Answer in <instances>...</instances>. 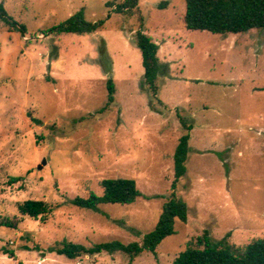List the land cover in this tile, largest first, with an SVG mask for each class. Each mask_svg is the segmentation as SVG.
Returning <instances> with one entry per match:
<instances>
[{
    "label": "rangeland",
    "instance_id": "rangeland-1",
    "mask_svg": "<svg viewBox=\"0 0 264 264\" xmlns=\"http://www.w3.org/2000/svg\"><path fill=\"white\" fill-rule=\"evenodd\" d=\"M124 1L0 0L26 28L0 22V221L16 226H0V264H172L205 232L234 248L264 239V29L192 31L186 0H139L116 12ZM80 11L96 32L47 33ZM138 31L159 48L155 100L141 88ZM110 79L115 101L106 107ZM179 115L193 125L175 189L188 219L176 221L156 255L50 252L64 241L142 242L173 192ZM120 178L141 193L133 204H103L99 213L71 204ZM26 200L45 202L47 212L20 215Z\"/></svg>",
    "mask_w": 264,
    "mask_h": 264
},
{
    "label": "trees",
    "instance_id": "trees-1",
    "mask_svg": "<svg viewBox=\"0 0 264 264\" xmlns=\"http://www.w3.org/2000/svg\"><path fill=\"white\" fill-rule=\"evenodd\" d=\"M138 1L125 0L116 7V12L132 11L137 7ZM160 7L164 8L166 4H161ZM0 22L23 35L26 33L25 26L10 18L1 5ZM184 24L188 30L206 31L217 35L242 34L254 29H264V0H186ZM99 27L98 24L88 22L84 13L80 11L71 16L65 23L49 29L47 33L49 35H84L96 32ZM135 43L141 52L144 68L141 88L148 91L151 98L155 100L159 91L157 82L162 70L158 58V45L142 31L136 33ZM107 91L106 107H109L115 101V85L111 79L107 81ZM178 117L183 134L174 153L173 192L169 200L164 203L156 226L144 235L142 242L124 244L120 241H112L86 247L64 241L59 247L51 248L50 252L71 260L81 256H95L101 253L109 255L122 253L129 256L130 259L138 257L143 252L156 255L157 249L163 240L176 233V221L186 223L188 219V206L176 196L175 189L187 172L186 162L190 151L189 143L193 125L185 117L180 115ZM21 180V177H13L11 183H17ZM101 187L103 189L101 196L91 193L87 198H75L71 201V204L80 209L99 213L100 205H130L141 196L135 181L131 179H104L101 182ZM47 209L45 202L37 200H26L18 205L20 215L35 220L41 218L47 212ZM0 226L16 227L9 220L0 221ZM4 254L13 257V253L7 250L4 251ZM172 264H264V239H257L243 247L234 248L226 243V239L214 242L208 232H205L197 242L189 243Z\"/></svg>",
    "mask_w": 264,
    "mask_h": 264
},
{
    "label": "water",
    "instance_id": "water-1",
    "mask_svg": "<svg viewBox=\"0 0 264 264\" xmlns=\"http://www.w3.org/2000/svg\"><path fill=\"white\" fill-rule=\"evenodd\" d=\"M46 162L45 161H43V164H45ZM41 168V166H39V169Z\"/></svg>",
    "mask_w": 264,
    "mask_h": 264
}]
</instances>
